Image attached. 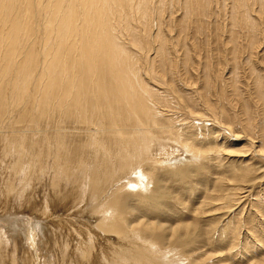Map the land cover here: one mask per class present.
Segmentation results:
<instances>
[{"label": "bare ground", "instance_id": "obj_1", "mask_svg": "<svg viewBox=\"0 0 264 264\" xmlns=\"http://www.w3.org/2000/svg\"><path fill=\"white\" fill-rule=\"evenodd\" d=\"M43 1L44 0H25L20 9L18 5L22 3V0H0V110L1 106L7 104L12 97H17L18 100L25 102H31L27 104V107L23 111L24 115H22L23 121L30 123V126L33 124V127L36 128V131L33 130L32 127L30 130L32 132H39V125L45 120L48 121L46 123L48 124L47 131L52 124V129L54 130L53 137L47 136V131L39 132L44 134L47 142V150L51 154L53 160L48 176L45 172L46 168H44L46 166H43L40 155L42 148L40 143L31 144L33 151H37L38 155L34 158V162L32 161L33 172L31 176L29 175L30 178L28 177L29 179H26L31 172L28 173L26 177L23 176L24 170L21 163V160H23L25 156V151L21 149L23 141L13 138L14 134L19 130L15 131L16 129L14 130V128H16L17 124L23 123L22 121L15 120L12 122L13 124L11 127L13 126V130L12 128L10 130H12L13 137H11L12 134L11 136L9 135V137L7 136V144H4L7 145L4 148L6 149L4 153L8 152L7 150H9L10 153L14 151L16 153H11L10 155L12 161L11 165L9 162L10 167L8 166V170L6 171L8 175L7 184L6 186L2 184L5 188L1 186L0 189V202L4 203L6 201L7 208L8 204L13 205V207H11L13 210H22L24 214L26 213L29 218L34 221V231H38L37 240H50V238L53 240L50 246L48 245L49 243H47L48 246L46 245L51 252L46 251L47 248H41V252H39L40 256L39 258L37 257V264H46L44 262H47V260L52 261V263L49 262V264H207L206 262L213 260L214 256L209 254L206 256V253H203L198 259H194L190 254L181 253L183 255H179L177 253V251L179 252V247H176L178 244L175 245V240H178L181 235L180 239L184 238L183 236L188 233L192 235L194 231L199 228V225L195 224L197 221L193 224V220L189 223L182 221L184 224L181 223L182 225L178 226L175 224L174 226V224H163L161 221L150 220L151 217H145V214L142 215L138 209H128V204L121 200L119 191L121 190V193L125 194L127 190L126 185L122 186L116 193L113 191L114 194L109 193L108 189H110V187L114 188L117 181L119 182L120 179L133 172V174H137L135 178L146 179L145 182L142 181L144 183L142 187L144 188V192L148 195L152 194L150 193L151 189L149 190L148 188L153 184L155 176L145 172L144 168L152 165L149 164L150 162L160 164L168 161L162 159L161 154H163L164 151L169 152V149L173 147V149L177 148L178 150L181 149V151L186 152L194 161L209 158L207 155L208 151L199 149L193 142L188 140L189 138L184 140L181 139V136L178 134L180 128L178 120L181 117H183L181 120H188V122H181L183 125L181 124L180 126L182 127L189 123L197 122L196 120L203 121L207 119V117L209 119L212 117L219 125L225 127L227 122L223 119V116H218L217 113L219 106L217 107L211 102L212 98L210 94L212 88H214L213 81H205V94H200V96L194 95L196 96L194 97L191 92H189L193 85H190L191 87L185 85L188 89V92H186L183 88V84L179 80L180 77L177 74L178 72H173L175 66L174 63L171 62L172 60L169 59L173 52L169 55L166 52L167 50L162 48L159 53L157 51L159 55H156L162 58L161 62L158 59V63L156 62L157 59H155L156 61L155 63L152 62L153 64L146 60L147 58L142 60V56L138 57L137 55L138 52H141L144 56L146 55L145 51L150 50V48L147 49L149 45L147 47L145 46L146 43H143L146 48H140V51L137 53L135 52L136 55L131 53V47H136L137 44L135 43V39H132L133 30H130V23L132 19H140L139 21H142L141 19L148 18L150 0ZM170 1L168 0V5ZM235 1L237 2L235 6L237 8L240 6V11L245 9L246 5L244 6L241 0ZM173 3H176V1H173ZM158 4H160L159 1L157 5ZM162 4L164 5V3ZM181 4L186 10L185 5L183 3ZM187 4H189V2ZM16 5L17 9H15V11H19H17V15L14 12ZM168 5L165 7H169ZM252 6L254 5L252 4ZM261 6L259 5L258 7ZM173 7H175V5ZM184 8L181 9L183 10ZM250 9L252 11L254 8ZM33 10L36 16H38L36 20L32 19L33 16L31 14ZM194 10L196 9L194 8ZM199 10L201 9L199 8ZM202 10H204V8ZM153 11L155 12V10ZM13 12L15 15H12ZM127 12L128 17L123 15ZM241 13L242 11L240 12V16ZM252 13L253 12H251V14ZM189 14H191L190 11ZM246 15L247 14H245L243 18H239L240 23L248 33H251L256 25L254 26L253 24L255 23L253 21L251 22L249 17L247 19ZM117 17L121 22L123 21L122 23H126L127 17V21L130 24H126V28L122 25L125 28L124 31L122 30L125 36H123L124 42H120V40L122 41V36H118L114 30L115 28H112V25H115ZM200 19L201 18H199V20ZM239 19L237 18L238 21ZM257 19L259 18H256V20ZM40 20L45 22L42 23ZM187 20L191 21L189 19ZM259 20L262 19L260 18ZM34 24H36L40 30L42 29V34H44L46 43L43 47V53H45L44 58H41L40 54L38 55V53L31 48V46H33L30 45L31 43L29 44V41H31L28 36L29 31L30 29H36L33 28ZM202 24L204 23L202 22ZM117 26L119 27V25ZM257 26L260 27L261 25ZM146 27L148 28V26ZM196 27L197 26H195V28ZM134 29L137 30V28ZM195 30H197L198 33V29ZM256 32L257 29L254 33ZM260 32L263 34L262 30ZM134 35L136 36V34ZM232 36L235 35L233 34ZM52 38L54 41H51ZM119 38L121 39L119 40ZM236 39L237 38H234L233 40ZM159 41L160 39L156 42ZM150 44L152 45V43ZM48 45L51 49L47 48ZM41 46L42 45H40V47ZM38 58L43 60L41 64L42 68H37L39 67ZM150 61H152V58H150ZM183 61H185V59ZM166 66L170 68L172 73L166 74ZM187 66L188 65H186V67ZM160 68L163 70V73ZM37 71L38 73L40 71L41 75L38 76ZM69 74L72 81L67 77ZM166 75L168 77H166ZM260 77L257 80V86L262 87L263 83ZM20 78H24V81L22 84L18 85V80ZM37 78L39 84L37 83ZM44 80L46 81L41 91L39 87ZM63 81H65L66 84H70V86L66 85L65 87ZM150 82L156 83L157 88L152 87ZM31 85H33V88ZM62 86L66 88H64L65 90L63 91ZM8 88L11 93H7V91H9ZM3 90H7L5 95H2ZM258 90H260V88ZM235 91L237 92V89ZM239 91L238 93H240ZM238 93H236V95ZM257 93L261 98L263 93L260 91ZM49 97H51L50 100ZM225 98L223 92L222 98L220 97L223 101V107L221 106L223 112L228 108L225 107V105H227V103L224 102ZM262 98L264 101L263 96ZM56 100L57 102L52 104ZM47 105L51 106V111L46 112L48 108ZM36 106H38L37 110ZM199 107L202 110L205 109V111L210 114L205 111L203 114H196L194 110ZM244 109L248 114L250 113V108L247 105L246 107L244 106ZM197 111H199V109ZM56 116L58 117L56 118ZM5 120L0 111V124H4ZM55 120L58 121L55 122ZM230 121L232 126L235 122L232 119ZM236 121L238 122V119ZM70 125L71 127L73 125L76 127H84L85 130L88 129L92 133H95L88 134L89 137L87 136L86 142L84 140L83 147L80 148L81 150L77 159H70V151L67 149V142L63 134ZM219 125L214 127L216 128ZM24 126H26V130L29 128L26 124ZM249 126H252V124L248 123V127ZM190 130L193 131L192 128ZM104 132H107V134L105 133L106 135H104ZM217 133L215 135H217ZM75 135L77 136V131ZM231 136L233 135L231 134ZM240 136H237L236 139L240 138ZM66 138L68 139V137ZM262 143L264 150V129L262 132ZM2 145L0 144V146ZM19 145L21 147H19ZM49 157L48 159H50ZM3 169L4 167L2 170ZM231 177L229 183L237 181L238 178H240L237 176L234 177V175ZM127 179L129 180V177ZM133 180L129 181L128 185L136 181ZM141 180L139 182H141ZM136 184L138 185V183ZM140 185L141 183L138 185V189L141 187ZM233 192L232 194H226V196H221L219 195L220 193L218 196L214 195V197L211 195L208 197L206 196L205 200L203 199L204 202L202 206L198 210H195V217H197V220L201 217H210L211 214L217 211L219 212L222 206L226 207V204L230 203L228 205L230 206L233 201L235 202L234 196L237 194V191ZM238 194H240V192ZM148 199L157 202V199H154V197ZM153 210L154 209H151L150 212L158 214L159 211L153 212ZM5 224L6 223L1 225ZM214 226L212 225V227ZM229 227H231V225ZM2 230L3 228L1 231ZM5 232L4 234H6ZM42 232L44 233L43 236L41 234ZM2 233L3 232L0 233V241L6 236L5 235L2 239ZM161 236L168 238L169 241L167 243L171 241L174 245L168 247L163 244L161 241L162 239L159 240ZM8 239L6 241L10 240ZM19 241V244H15L16 252H18L19 256L17 259L12 260V264H35L34 259L36 258L32 256V258L26 257V259H23L24 251H22V248L24 242ZM188 241L190 243V240ZM3 242L4 241H2V243ZM0 251L1 257L2 250ZM1 259L0 264H2Z\"/></svg>", "mask_w": 264, "mask_h": 264}, {"label": "rangeland", "instance_id": "obj_2", "mask_svg": "<svg viewBox=\"0 0 264 264\" xmlns=\"http://www.w3.org/2000/svg\"><path fill=\"white\" fill-rule=\"evenodd\" d=\"M46 1L47 0H44L43 2H46ZM158 1L160 3L158 4L159 6L157 5ZM173 1L174 2L176 1V3H173ZM195 1L197 0H194V1L187 0V3L189 2V4H187L186 0L185 2L184 0H172L169 2V5H168V0H162V1L155 0V2L154 0H150V12L148 13V18L146 17V19H141L142 21H139L140 19L139 20L132 19V21L134 22L131 21L130 23L131 25H130L129 22L127 21V17H128V12H127L123 14L127 16L126 23L125 22L122 23L123 21L121 22L119 18L117 17V20L115 21L116 26L112 25V28L113 29L115 28L114 30L116 31L118 36L119 35L120 37L122 36L121 37L122 41L120 40L121 38H119L120 42H124L123 31L125 30L127 26L126 24L130 25L129 26L131 28L130 30H133L132 39L133 40L135 39V43L138 46V47L137 46L131 47L130 51H132L131 53L133 55H136V53L140 51L139 50L140 48H146L149 45L147 49L150 48V50L145 51V54L148 57L146 55L143 56V53L141 52L137 53L138 57H141V56L143 57V58L141 57L142 60L147 58L146 60H148L150 63L152 62L155 63L156 61L155 59H157L156 62L159 63V60L161 62L162 58L156 55L160 52L162 48L166 49L167 50L166 52L169 55L170 53L173 52L171 54L172 57L171 55L169 57V59L172 60L171 62L174 63V66H175L173 72L175 73L178 72L177 74L180 77L179 80L183 84V88L186 90V92H188V89L186 88V86L191 87L190 85H193L192 86L193 91L192 89H190L191 91H189L191 92L193 96L194 95L200 96V94H205V81L207 80H209L208 82L213 81L212 83L214 84L213 85L214 88H212L211 90L210 96L212 99L211 98L210 99H211L212 104H215V106L217 107L219 106L217 109V113H218V116L219 115L223 116V119L227 122V124H225L226 128L223 125H219L218 122H216V120L212 117L210 119L207 117V119L203 121L196 120L197 122L189 123L188 124L189 126L184 125L181 127L180 125L182 124L181 123L182 121L188 122V120L187 121L181 120L183 118L181 117L178 120L179 121L178 124L180 123L179 124L180 128L178 127L179 130L176 128L179 131L178 134L179 136H181V139L184 140L186 138H189L188 140L193 142V144L197 146L199 149H202V151L203 150L208 151L207 155L209 156V158L204 159V160L194 161L191 159L189 154H187L184 151H181V149L180 150H178L177 148L173 149L174 148L173 147L169 149V152L164 151L163 154H161L162 159H165L168 161L160 163V164H154L153 162H150L149 164H152V165H149V167L146 166L144 168L145 172L151 173L153 174V176H155L153 184L150 185L151 188L150 187L148 188L149 190L151 189L150 193L152 194L148 195L146 192H144V188L142 187L144 183L142 181L145 182L146 179L143 180V178H141L142 179L141 180V179L135 178L137 174H133V172L128 174L124 178L120 179L119 182L117 181V183H115L114 185V188L110 187V189H108L109 191L108 190L107 191L109 193L114 194L118 192L122 186L126 185L127 190L125 194H122L121 190L119 191L121 200L128 204V205L126 204L128 206V209L130 210L138 209V211H140L142 215L145 214L144 215L145 217H148V218L151 217L150 220L161 221L163 224H170V225L174 224V226L175 224L177 226L184 224L182 223V221L184 222L186 221V223L187 222L189 223V222H192L193 220L192 224L195 221H197L195 222V224L199 225L198 226L199 228L195 230L196 233L194 231L193 233L194 235L193 234L189 235L188 233L186 234L187 236L184 235L183 236L184 238H181L182 240L180 239L182 235L179 237L178 240H175V245L178 244L176 247H179L178 248L179 252L177 251L179 255L190 254L194 259H198L200 255H202L203 253H206V256L207 254L214 256L213 260H211L210 262L208 261L209 264H258V263L264 264V239H263L264 238V150H263V143H262V132L264 129V101L262 98V96L264 97V30H263L264 29V21H263L264 20L263 18L264 17V14H263L264 7L262 6H264L263 4L264 0H255V1L254 0L253 1L241 0L244 6L245 5L247 6V7L245 6L244 10H241L242 11L241 16H240V12H241L240 6L239 4H238L239 6L238 8L235 6L237 3L235 0H232V1L231 0H227V1L226 0H214V1L213 0H200V1L198 0L197 2ZM24 2L25 0H22V3H19V5L17 4L20 9H21V6L24 4ZM177 2H178V5H177ZM162 3H164V5ZM181 3L185 5L186 10L188 11L185 10L184 6ZM195 3H196V7H195ZM197 3H198V7H197ZM252 4L254 6H252ZM17 5L14 8V12L16 15L19 12L18 10L15 11V9H17ZM166 5H168L169 7L166 8L165 7ZM174 5L175 7H173ZM259 5L260 6L262 5L261 6L262 8L258 7ZM181 8H184V9L182 10ZM194 8L196 10H194ZM199 8L201 10H199ZM203 8L204 10H202ZM248 8L249 9L254 8V9L252 11L250 9L249 11ZM153 10H155V12ZM189 11L191 14H189ZM197 11L200 14H198ZM14 12L12 13V15H15ZM205 12L207 15L205 14ZM251 12L253 13L251 14ZM245 14H247L246 15L247 19L249 17V20L255 23L253 25L254 26L256 25L254 30L251 33H248L240 23L239 18H243ZM31 15L33 16V18ZM31 15L30 17L34 20L38 18L34 10ZM196 15L198 16L200 15L201 17L200 16L198 17ZM186 16H187V19L191 21H188L186 19ZM237 16H240V17H237ZM232 17H233V21H232ZM255 17L259 19L261 18L262 20H259V19L256 20ZM199 18L201 19L199 20ZM237 18L239 19V21L237 20ZM117 21H118V24H117ZM256 21H259V22H256ZM43 22L45 21H42V23ZM202 22L204 24H202ZM235 22L236 23L238 22V23L236 24ZM145 23H146V26H148V28L145 26ZM117 25H119L120 29ZM122 25H124L125 28ZM257 25H261V26L259 27ZM35 26L36 24L33 25V28H36V29H32L34 31H32L31 29H30L31 32L29 31L28 36H29V40H31L29 41V44L31 43L30 45H33L31 46V48H33V50L36 53H38V55L40 54L41 58L42 57L44 58L45 53H43V47L46 45L45 40H44V34H42L43 33L42 29L40 30L38 26L36 27ZM195 26L197 27L195 28ZM134 28H137V30ZM145 28L147 31L145 30ZM195 29H198L199 34L197 33V30ZM256 29H257V32L254 33ZM261 30L263 34H261L260 32ZM133 33L136 34V36ZM233 34L236 37L232 36ZM233 37L237 39L233 40L234 39ZM158 38L160 39V41L156 42L159 40ZM51 41H54V39L52 38ZM143 43H146L145 44L146 47H144ZM150 43H152V45ZM40 45L42 46L40 47ZM47 48L51 49L49 45L47 46ZM41 58H38L39 67L37 68H42L41 64L43 60ZM150 58H152V61H150ZM183 58L185 59V61H183L184 60ZM186 65H188L187 67L189 68H187ZM160 70L163 73V70L161 68ZM166 70H167L166 72L167 75L169 73H172L170 71V68L169 67L167 68V66H166ZM39 75H41L40 71L38 73V76ZM167 75L166 77H168ZM255 76L257 79L255 78ZM67 77L70 78V74ZM259 77L262 78L260 79L262 80V83H263L262 87L257 86V83H258L257 80ZM38 78H37V83L39 84ZM23 79L24 78H20L18 80V85L22 84V82L24 81ZM45 81L46 80H44L41 83L39 90L41 89L43 90L42 86L45 84ZM70 81H72L71 78H70ZM63 84L65 87L66 85L70 86V84H66L65 81H63ZM156 85L157 84L154 82L151 83L152 87L157 88ZM31 86L33 88V85ZM64 88L62 89V91L66 89ZM259 88L260 90H258ZM236 89H237V92L235 91ZM8 90L9 91L3 90L2 95H5L6 91L7 93H11L9 88ZM257 90L263 93V95L261 96L262 99L259 97ZM238 91L240 93H238ZM223 92L226 97L224 102L227 103L225 107L226 108L228 107L227 110H225V112L221 110V108L223 107V101L220 99V97L222 98ZM236 93L238 94L236 95ZM36 95H37V92H36ZM50 99L51 97H49V100ZM56 102L57 100L52 104H55ZM28 103L30 104L31 102H27V101L25 102L22 100H18L17 97H12V99H10L7 102L9 106L7 104H5L6 106L5 105L1 106L0 111L3 114L4 120L5 119L6 120L4 121V124H0V128H1L0 129V132H1L0 133L1 135L0 144L1 145L3 144L2 145L3 147L0 146L1 147L0 149L1 150L0 151V155H1L0 156V167H1L0 171L1 172L0 173L2 174V175L0 174V189H1V186L3 187L2 184H4V186H6L7 184L8 175L6 174V171L8 170L7 167L9 166V162L11 165V161H12L10 155L11 153L12 154L16 153L15 151L10 153L9 150H7L8 152L4 153V151L6 150L4 148L7 146L4 144H7V136L9 137V135L11 136L12 134L11 131L13 130V126L11 127V125L13 124L12 122H14L15 120L22 121L24 123V124L23 123L17 124L14 130L16 129L15 131H17L19 129L20 131L18 130L16 134H14V137H13V134L11 136L14 139H19L23 141V146L21 149L25 151L24 153L25 156L23 160L20 159L23 170H24L23 176L26 177V175L31 172V174H28L26 178L28 180L33 172V162L35 160L34 158L38 155V152L33 151L31 147L33 144L40 143V145L42 146L40 155L43 161V166H46L44 168H46L45 172L47 173V176L49 175L48 173L50 172V169L52 167L51 163L53 160L51 158L52 157L51 154L47 150V142L45 140V136L43 133H39V132L47 131L48 124L46 123L48 121L45 120L39 125L40 127L38 128L40 130L39 132H32L30 130L31 127L33 128V130H35L36 128L33 127V124H31L30 126V123L23 121V118H22V115H24L23 111L27 107ZM246 105L250 108L249 114L244 109V106L246 107ZM37 107L38 106H36V110H37ZM47 107L48 108L46 112L51 111V106L47 105ZM52 108H53V105H52ZM198 109L199 111H197ZM201 110L202 109H200L199 107L195 109L194 112L196 114H203L205 109H203L202 111ZM57 117L58 116H56V118ZM229 118H231L235 122L232 125L233 127L231 126V121H230L231 119ZM237 119H238V122L236 121ZM57 121L58 120H55V122ZM248 123H251L252 126L248 127ZM25 124L29 126L28 128L29 130L25 129L26 128V126H24ZM216 125H219L217 126L218 128L216 127L217 129L214 127ZM52 126L53 124L50 126V129L48 128L47 136H50V137L54 136V130L52 129ZM227 127H229L230 129ZM11 128L12 130H10ZM80 128H83V129H80ZM191 128L193 129V131L190 130ZM67 129L65 130L66 133L64 131L63 134L67 142V149H69L70 151L71 156L69 155V157L70 159H77L79 157V153L81 150L80 148L83 147L84 140L86 142L87 136L89 137L88 134L89 133L95 134V133H92L88 129H86L87 130L86 131L84 127H80V126L76 127L75 125H73L72 127L70 125L67 127ZM73 129L75 130V132ZM69 131H73V132H69ZM76 131H77V136L75 135ZM216 131L219 133H217ZM5 133H7L8 135ZM27 133H30V134H27ZM105 133L107 134V132H104L103 134L106 135ZM216 133L217 135H215ZM231 134L234 137L231 136ZM237 136L238 137L240 136V138H238L239 140L236 139ZM66 137H68V139ZM19 147L21 146L19 145ZM2 151L5 154V156L2 153ZM48 157L50 159H48ZM3 167L5 170L4 169L2 170ZM147 170L151 172H148ZM232 175H234V177L237 176L240 178H238L237 181H233L229 183V179L232 178L231 177ZM128 177H129V180L127 179ZM155 178H156V181H155ZM133 179L134 180L137 179L133 183L135 185L133 184L128 185V182ZM140 180L141 182H139ZM136 183H138V185L141 183L140 185L141 187L139 188L140 190L138 189V185ZM231 188L234 190H232ZM228 190H229V193H228ZM113 191L115 192L113 193ZM233 191H237L236 196H234L235 202L233 201V203L230 206H228L230 203L226 204L228 207L222 206L223 209L221 208L219 212L217 211L218 213L215 212L214 214H211L210 217H205V218L201 217L199 220H197V217H195V213H196L195 210H198L202 206V203L204 202L206 196L208 197L209 195H211L214 197V195L218 196L219 193H220L219 195L221 196L222 195L226 196V194L227 195L232 194ZM239 192L240 194H238ZM237 196H238V199H237ZM152 197H154V199H157V202H154L153 200L148 199ZM5 202L4 203L0 202L1 203L0 204V208H1L0 210V219H1L0 220V233L3 232L2 239L4 238L5 235L7 236V238L5 236L3 240L1 239L2 241H4L3 242L4 244L2 243V241H0V246H1L0 250H2V253H1L2 255L0 259L1 258L3 259V260L1 259L2 264H12L13 262L12 260L18 258L19 255H18V252H16L15 244H19L18 243L19 240H21L19 242H24L22 251H24L25 258L23 257V259H26V257H30V258L34 257L36 258L34 259L35 264H37V260H38L37 257L39 258L40 256L39 252H41V248L44 247V249L47 248L46 251H50V249L46 247V245L47 243H49L48 244L49 246L51 245V243L53 242L52 238H50V240H42V241L37 240L36 238L38 235V231H34L35 230L34 229L35 225H33L34 221H32L26 213L24 214L22 210H19V209L13 210V208H11L13 207V205L8 204V208H7V204ZM151 209H154L153 212L159 211L158 214L150 212ZM5 219H6V222H5ZM4 223L6 224L1 225ZM212 225L214 227H212ZM230 225L231 227H229ZM2 228L3 230L1 231ZM4 232L6 234H4ZM41 234L43 236L44 233L42 232ZM8 236L10 240L8 239ZM163 237L161 236V238H159V240L162 239L161 241L163 244H165L168 247L171 245H174V243H172L171 241L167 243L169 239L165 238V236ZM7 239L9 241H6ZM188 240H190L191 244L189 243ZM33 245L35 248L33 247ZM8 246L10 247V249ZM6 247L8 248V251ZM10 251H11V254H10ZM9 257H10V260H9ZM49 262L52 263V261L50 260H47V262L45 261L44 263L49 264ZM208 262L206 263L208 264Z\"/></svg>", "mask_w": 264, "mask_h": 264}]
</instances>
